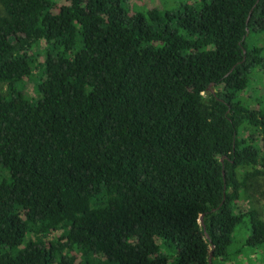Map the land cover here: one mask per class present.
Wrapping results in <instances>:
<instances>
[{
  "label": "trees",
  "instance_id": "obj_1",
  "mask_svg": "<svg viewBox=\"0 0 264 264\" xmlns=\"http://www.w3.org/2000/svg\"><path fill=\"white\" fill-rule=\"evenodd\" d=\"M56 1L0 0V264H224L264 244L237 204L264 184V111L237 98L264 0Z\"/></svg>",
  "mask_w": 264,
  "mask_h": 264
},
{
  "label": "rangeland",
  "instance_id": "obj_2",
  "mask_svg": "<svg viewBox=\"0 0 264 264\" xmlns=\"http://www.w3.org/2000/svg\"><path fill=\"white\" fill-rule=\"evenodd\" d=\"M56 2L57 5L64 3L63 0H57ZM122 4L131 13L146 11L149 8H157L163 12L168 11L177 13L182 10L185 5L197 6L196 0H122ZM247 43L249 46L255 45L260 47L262 63L251 69L247 88L239 92L237 98L248 107L264 111V31H252L249 33ZM43 45V43H40V47H43ZM39 59H42V53H40ZM24 91L27 96L36 97L33 82L26 81ZM256 182L260 187L257 186L250 190V197L247 199H240L237 204L242 210H247L252 207L259 209L261 215L264 217V195L261 194V191L264 189V184L262 179H257ZM246 224L247 219H244L241 225L236 228L233 235L232 248H237L239 243L247 236L248 230H246ZM236 240H239V242H234ZM247 253L243 251L237 252L236 257L229 258L224 264H264V244L255 247L250 253ZM161 254L166 258L169 257L168 252L163 249H161Z\"/></svg>",
  "mask_w": 264,
  "mask_h": 264
},
{
  "label": "water",
  "instance_id": "obj_3",
  "mask_svg": "<svg viewBox=\"0 0 264 264\" xmlns=\"http://www.w3.org/2000/svg\"><path fill=\"white\" fill-rule=\"evenodd\" d=\"M203 216H204V213H202V214L199 216L198 219H199L200 223L202 224L203 229H205ZM206 237H208L207 234H206ZM211 256H212V252H210V254H209V256H208V260H209V262L211 261Z\"/></svg>",
  "mask_w": 264,
  "mask_h": 264
}]
</instances>
